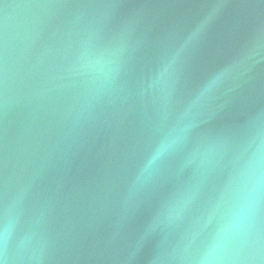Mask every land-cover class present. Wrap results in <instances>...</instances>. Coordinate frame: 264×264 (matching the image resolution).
<instances>
[{
  "label": "water",
  "instance_id": "water-1",
  "mask_svg": "<svg viewBox=\"0 0 264 264\" xmlns=\"http://www.w3.org/2000/svg\"><path fill=\"white\" fill-rule=\"evenodd\" d=\"M0 264H264V0H0Z\"/></svg>",
  "mask_w": 264,
  "mask_h": 264
}]
</instances>
